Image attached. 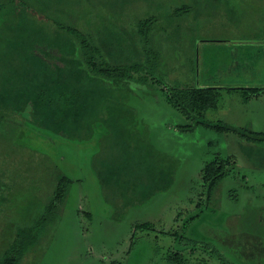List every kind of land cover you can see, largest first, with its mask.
<instances>
[{
    "label": "rangeland",
    "instance_id": "374dc122",
    "mask_svg": "<svg viewBox=\"0 0 264 264\" xmlns=\"http://www.w3.org/2000/svg\"><path fill=\"white\" fill-rule=\"evenodd\" d=\"M43 1L53 9L39 14V23L70 22L75 13L87 21L81 29L103 28L109 39L121 43L135 35L140 20L155 16L157 35L169 38L157 42L166 87L197 86L204 78L224 89L264 86V57L255 66L237 59L241 51L264 43L258 41L264 37L251 39L264 29V0H30L40 9ZM177 8L182 9L179 16ZM150 84L131 86L126 103L136 112L137 126L121 130L123 137H118L127 149L112 150L106 160L126 185L125 197L121 190L103 191L93 156L97 148L90 150L86 144L84 149L39 128L33 133L28 125L12 129L9 136L23 147H33L42 163L38 186L15 193L11 212L16 222L39 215L59 176L73 180L57 224L47 229L39 248L23 264H174L176 253L182 256L180 264H264V146L203 126L192 132L177 130L183 121L161 87ZM205 118L264 132V93L247 102L240 92L224 91L219 108L207 111ZM126 120L123 116V124ZM229 155L237 160L235 171L207 201L201 170L217 156L222 160ZM141 159L148 163L151 177L135 167L133 162L139 165ZM164 178L166 184L172 182L161 193L163 182L157 184ZM5 191L0 212L9 214L8 199L15 190ZM10 218L0 245L13 235L15 220ZM146 221L154 229L134 231L135 222ZM173 230L180 234L170 235ZM183 235L192 242L182 241Z\"/></svg>",
    "mask_w": 264,
    "mask_h": 264
},
{
    "label": "trees",
    "instance_id": "16d2710c",
    "mask_svg": "<svg viewBox=\"0 0 264 264\" xmlns=\"http://www.w3.org/2000/svg\"><path fill=\"white\" fill-rule=\"evenodd\" d=\"M52 9L45 1L40 9L30 0H0V206L6 204L3 201L6 186L5 192L14 189L15 195L26 189L34 190L41 178L42 163L36 160L38 156L34 148L23 147L9 136L12 129L26 125L31 132L39 128L61 135L68 141L78 142L84 149L86 144L90 150L97 148L93 156L103 191L118 193L121 190L120 196L125 197L126 185L117 178L116 169L112 166L108 169L106 160L112 150L127 149L123 138L118 137H123L121 130L125 127L131 130L137 126L134 119L136 112L126 103L134 84L151 83L161 87L166 102L183 121V124L175 126L181 132H192L203 126L219 133L234 134L250 145L264 146V132L205 118L207 111L219 108L224 91L240 92L248 102L260 98L264 86L224 89V86L209 84L204 78L205 83H198L197 86L166 87L160 76L162 52L157 42L169 38L167 34L157 35L159 31L154 23L158 19L155 16L140 20L136 24L135 35H128L121 43L119 39H109L103 33V28L97 32L81 29L80 25L85 29L87 21L75 13L70 22L45 19L46 23H39L43 20L41 17L50 14ZM175 13L179 16L182 9L177 8ZM39 14L42 16L38 17ZM263 31L262 28L254 33L251 39L263 38ZM240 57L253 66L257 65L264 57V43H259L252 50L247 48L241 51L237 59ZM191 71L195 75L196 70ZM123 116L129 118L124 124ZM216 159L201 170L207 201L213 199L237 166L233 155ZM140 161L139 165L133 162L135 167L151 177L152 171L147 170L148 163L142 159ZM166 175L164 170L162 176ZM166 179L159 180L157 184L163 182L162 191L158 186L161 193L172 182L169 180L166 184ZM150 183L153 184L154 180H150ZM72 184L71 178L59 176L53 195L42 211L39 210V215L30 221L16 222L12 212L17 196L8 199L9 214L4 210L0 212V240L9 216L15 223L13 235L0 245V264H23L25 257L39 248L43 234L50 226L57 224L60 204L65 203ZM57 201L58 206L55 204ZM198 217L193 216L188 221L193 222ZM132 227L135 232L154 229L150 221L135 222ZM169 234L180 233L173 230ZM182 241L192 242L184 235ZM181 258L179 253L174 254V264H180Z\"/></svg>",
    "mask_w": 264,
    "mask_h": 264
}]
</instances>
